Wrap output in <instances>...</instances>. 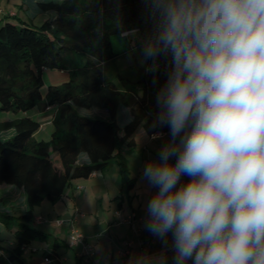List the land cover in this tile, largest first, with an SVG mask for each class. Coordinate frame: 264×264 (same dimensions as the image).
Returning <instances> with one entry per match:
<instances>
[{
	"label": "clouds",
	"instance_id": "obj_1",
	"mask_svg": "<svg viewBox=\"0 0 264 264\" xmlns=\"http://www.w3.org/2000/svg\"><path fill=\"white\" fill-rule=\"evenodd\" d=\"M144 2L154 20L146 71L171 58L151 126L170 138L143 170L157 189L145 228L165 248L171 234L173 264H264V0Z\"/></svg>",
	"mask_w": 264,
	"mask_h": 264
},
{
	"label": "trees",
	"instance_id": "obj_2",
	"mask_svg": "<svg viewBox=\"0 0 264 264\" xmlns=\"http://www.w3.org/2000/svg\"><path fill=\"white\" fill-rule=\"evenodd\" d=\"M19 2L24 18L5 14L0 21V110L22 112L45 101L54 111V131L48 141L36 140L37 120L23 116L0 122V134L13 131L0 138V223L14 234V246L5 257L0 256V264H23L22 249L35 239L46 238L33 225L35 206L44 200L57 202L67 194L72 180L103 173L112 159L118 162L126 188H132L125 154L154 132L170 136L167 126H151L159 112L156 97L171 70V58L159 56L157 71L137 77L131 94L108 81L100 66L113 57L114 35L133 29L140 32L149 15L144 0ZM88 10L103 13L98 31L77 29L75 18ZM68 57L76 60L74 70L68 66ZM44 70H67L69 79L59 86L48 85L43 94ZM91 109L104 111L107 119L80 113ZM122 110L127 111L124 116ZM10 190L23 196L24 210L19 216L6 209L4 198ZM57 258L54 252L45 257L49 264H56Z\"/></svg>",
	"mask_w": 264,
	"mask_h": 264
},
{
	"label": "rangeland",
	"instance_id": "obj_3",
	"mask_svg": "<svg viewBox=\"0 0 264 264\" xmlns=\"http://www.w3.org/2000/svg\"><path fill=\"white\" fill-rule=\"evenodd\" d=\"M19 1L20 0H0V9H3L4 13H8L9 10H11L19 18H24V13L19 8ZM2 16L3 14L0 15V17ZM102 17L103 13L100 10H88L75 18V21H77L76 23L78 24L77 29H80L81 31H98L97 29L101 27ZM41 19V17L37 18L36 23H39ZM153 32L154 20L149 14L144 20L140 32H136L135 36L125 37L122 35H114L111 38L113 57L105 61L104 63H101L100 66L104 71V74L107 77L108 81L114 82L115 86L120 90L126 89L128 93H134V91L136 90L133 84L134 81L137 77L146 72V68L152 63L151 60L144 62L142 46L145 40L149 38V36L152 35ZM135 38H138L140 40L136 42ZM96 49L98 52H101L103 54V51L99 44H96ZM75 61V58L68 57V66L73 70ZM42 77L43 85L41 86L40 90L44 94L48 85H61L62 82L69 79V74L67 70H44ZM80 113L83 116H87L89 118L97 117L107 119L105 112L101 110H81ZM126 113V110H122L121 115L124 116ZM53 115V108L45 101H41L27 111L7 112L0 110V122L15 120L23 116L31 117L40 123V128L33 135V138L36 140L48 141L49 139H51V134L54 131ZM122 122L124 121L121 120L120 123ZM11 133L12 131L3 132L2 134H0V138H6ZM169 138L170 136L168 135L167 138L160 140L157 146L161 148V146L165 142H167ZM151 145L148 146V149L155 147ZM143 151L144 150H142V147H140L133 150L131 154V165L129 167L127 166L130 178L137 176L138 173L143 172L145 168L146 162H142V158L143 156H145V154H143ZM158 151L156 152V155L158 154ZM156 155H152L151 160L158 159V156ZM141 163L144 164L142 165ZM107 165V169L102 174L96 173L95 175H103L104 177H106L109 192L116 196L115 198L112 196V198L110 199L111 201H108V197H106L102 193L103 189L93 186L89 189V193L92 197L87 201V205H85V208H83V210L81 209L82 206L73 208V205L69 203L67 198H62L64 200H59L53 204L47 200H44L39 205L35 206L33 212L35 220L37 218L39 222L35 221L33 225L38 231H41L42 233L49 236H46V239H35L31 242L28 248H30L31 250L37 249L38 253H28L27 255L23 256V258L26 259L25 264H38L39 260L42 259L45 251L51 248L52 244H54L55 241H57L61 245L57 249L62 256L61 264H78L77 259L81 260V264H87L91 261L86 257H82L83 250L81 246L72 245V240L69 236L72 228L85 238L93 233L96 234V232L102 233L104 222H107L114 217V212L117 209V202L119 201V197L125 195L127 196L131 191L130 189L126 188V184L124 182L120 181L121 172L117 160L112 159ZM140 180L142 183H146V180L143 177H141ZM87 182L88 179H76L71 181V185L73 190L76 192L78 186L84 187ZM121 184L124 185H122V192L120 191ZM71 189L68 190L67 194L71 192ZM5 190L8 191V188H6ZM10 191L11 192H7L9 193V195L5 196L6 198L4 199L5 201L8 200L6 206H11L12 209V207L18 206V203L21 201L23 196L19 191ZM141 191L142 194H144L145 188H142ZM1 194L2 192L0 193V196ZM94 196L99 198L96 204L92 200ZM76 199H79L81 203H84L81 195ZM64 202H66V204H64ZM136 204L137 203H135V207L137 206ZM76 209L80 210L81 213L86 215V218L78 219L73 225H71L68 221H71V218L73 217ZM12 210L13 211L11 214L16 216L23 212V207L14 208ZM58 220L64 222L63 227L60 228L59 226H57L56 221ZM91 222H93L92 225H95L96 223L99 228L95 229L94 226L91 227ZM13 243L14 234L12 233V231L5 229L4 225L0 223V254L2 253L4 256H6L8 252L13 248ZM90 243L95 250V254H97L98 256L101 255L103 251V242L102 244H98L97 241H90ZM75 255H77V259ZM114 259L115 261L113 262L120 264V258L117 255L114 256Z\"/></svg>",
	"mask_w": 264,
	"mask_h": 264
},
{
	"label": "crops",
	"instance_id": "obj_4",
	"mask_svg": "<svg viewBox=\"0 0 264 264\" xmlns=\"http://www.w3.org/2000/svg\"><path fill=\"white\" fill-rule=\"evenodd\" d=\"M0 10H1L0 15L3 14V16L5 14H10V15L15 14L11 10H9L8 13H4L3 9H0ZM3 16L0 17V21L2 20ZM136 32H139V31H136ZM12 134H13V131L9 136H11ZM162 134L163 135L160 139L153 140L150 137L146 141H144L143 139H142V141H140V146L138 148L142 147V150H144L143 154H145V156H143V158H142V162H146V164H147L151 160L152 155H156V152L160 149L157 146L159 144V141L167 138V136H168V135H166L167 133H162ZM149 145L155 146V147L148 149ZM132 152L133 151L127 152L125 154V157H124V160H125L126 165L128 167L131 165L130 159L132 158L131 157ZM141 164L143 165L144 163H141ZM141 177H143V172H139L137 176L133 177V187L130 188V190H131L129 193L130 196L125 195V196L119 197V201L117 202V209L122 210L125 215H128L130 213H134L137 216L147 217L146 205H147L148 201L150 200L151 196L157 191V189L154 187H151L148 184V181L146 179H145L146 183H142L140 180ZM188 179L189 178L186 176L181 177V182H186ZM120 181L123 182L122 178L120 179ZM122 185L123 184L120 185L121 186V188H120L121 192H122V190H123L122 188L124 186V185L123 186ZM93 186L98 187L100 189H103L102 193L106 197H108V201H111L110 199L112 198V196L114 198L116 197V196H114V194H111L109 192L108 182H107L106 177H104L103 175H100V176L94 175V176H91L88 178V182L86 183V185L84 187L78 186L76 192L73 190L72 185H71V187H70V189L72 188L70 190L71 192L68 194H65L59 200H64L67 198L69 203L71 205H73V208H78L79 206H82L81 209L83 210V208H85V205H87V201L89 199H91V197H92L89 193V189ZM142 188H145L144 194H142V191H141ZM80 195L83 198L84 203H81L79 201V199H76ZM62 198H64V199H62ZM92 200L96 204V202H98L99 198L94 196L92 198ZM6 202H8V200ZM135 203H137L136 207H135ZM64 204H66V202H64ZM20 207H23L22 199L18 203V206H14V207H12V209L20 208ZM6 209L10 213H12V211H13L11 209V206H7ZM23 210H24V207H23ZM19 215H16V216H19ZM103 217H105V216H103ZM82 218L85 219L86 215H84ZM82 218H79V219H82ZM145 221H146V219H145ZM145 221L140 226L142 230L140 232L139 237L136 240H134L132 246L128 248L129 256H127L125 258L120 256L119 252H120V250L126 248L125 247V241H130L132 239L131 228L128 225L117 224L114 217L111 220L104 222L102 233L96 232V234L93 233L90 236L85 238L86 241L91 246H92V244L90 243V241H97L98 244H102V242H103L102 254L99 256L97 254H95L94 261L92 260V261L88 262L87 264H117L116 262H113V261H115V259H114L115 255H117L120 258V264H132L133 260L136 257L140 256L141 254H150V253H154V252H157L159 250L164 249L165 247L163 245V242L159 238H157L156 236H154L153 234H151L149 231L146 230ZM92 224H93V222H91V227L94 226L95 229L99 228V226L96 225V223H95V225H92ZM63 226H64V224L62 226H59V227L61 228ZM47 236H49V235H47ZM141 244H142V246H141ZM13 246H14V244H13ZM60 246H61L60 243L55 241V243L52 244V247L45 251L42 259L39 260L38 264H49V263H45L44 259L47 256V254H49L51 252H54L58 256V258L56 259L57 260L56 264H61L62 263V256L59 253V250H57ZM170 246H172L171 234H169V236H168L167 247H170ZM28 253L37 254L38 250L37 249L31 250L28 247L23 248L22 249V258H23V256L27 255ZM0 256L5 257L2 253L0 254ZM75 257L77 259V255H75ZM77 261H78V264L82 263L80 259H77ZM189 262H190L189 264H192V261H189ZM25 263H26V259L23 258V264H25ZM31 264H33V263H31ZM166 264H173V260L167 258Z\"/></svg>",
	"mask_w": 264,
	"mask_h": 264
},
{
	"label": "built area",
	"instance_id": "obj_5",
	"mask_svg": "<svg viewBox=\"0 0 264 264\" xmlns=\"http://www.w3.org/2000/svg\"><path fill=\"white\" fill-rule=\"evenodd\" d=\"M0 12H1V10H0ZM129 32H131V31H129ZM129 32H124L122 34V36H125V37L129 36V35H127V33H129ZM95 174L96 173H93L92 176H94ZM83 216H84V214L81 213L80 210L76 209L75 212H74L73 217L71 218V221H68V222H70V224L73 225L75 223V221H77L79 218H82ZM114 218H115V221H116L117 224L128 225L131 228L132 239L130 241H125V247L126 248L120 250V252H119L120 256L125 258V257L129 256L128 248L131 247L133 242H134V240H136L139 237L140 232L142 230L140 226L144 223L146 217L137 216L134 213H130L128 215H125L122 210L117 209L114 212ZM35 221L39 222L38 219H36ZM56 224H57V226H62L64 224V222L58 220V221H56ZM69 236L71 237L72 245L81 246L82 247V250H83L82 257H86L88 260H91V261L93 260L94 261L95 250L86 241L85 237H83L81 234H79L73 228H72ZM141 246H142V244H141ZM161 253L165 254L166 257L168 259H171V260H173V256L175 255L172 246L164 248V249L159 250V251L154 252V253H150V254L159 255ZM138 257H136V258H138ZM135 259L133 260L132 264H134ZM44 261H45V263H49V261L47 259H44ZM189 263L190 262H188V264Z\"/></svg>",
	"mask_w": 264,
	"mask_h": 264
}]
</instances>
